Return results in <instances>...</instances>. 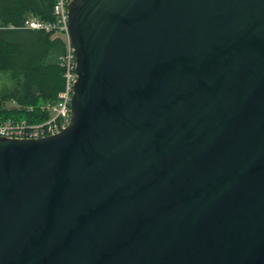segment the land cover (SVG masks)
Instances as JSON below:
<instances>
[{
	"label": "water",
	"instance_id": "obj_1",
	"mask_svg": "<svg viewBox=\"0 0 264 264\" xmlns=\"http://www.w3.org/2000/svg\"><path fill=\"white\" fill-rule=\"evenodd\" d=\"M72 121L0 137V264H264V0H72Z\"/></svg>",
	"mask_w": 264,
	"mask_h": 264
},
{
	"label": "trees",
	"instance_id": "obj_2",
	"mask_svg": "<svg viewBox=\"0 0 264 264\" xmlns=\"http://www.w3.org/2000/svg\"><path fill=\"white\" fill-rule=\"evenodd\" d=\"M55 0H0V122L41 123L64 88L59 58L61 38L46 30L25 29L29 18L55 20Z\"/></svg>",
	"mask_w": 264,
	"mask_h": 264
},
{
	"label": "built area",
	"instance_id": "obj_3",
	"mask_svg": "<svg viewBox=\"0 0 264 264\" xmlns=\"http://www.w3.org/2000/svg\"><path fill=\"white\" fill-rule=\"evenodd\" d=\"M72 0H55L53 22L45 23L37 18H29L22 26L25 29L46 30L53 34V38H61L66 43V50L59 58L64 68V88L59 92L57 100L49 104L47 109L50 117L41 123L27 121L0 122V137L11 139H41L58 135L71 124L72 98L78 79L75 49L69 34V5Z\"/></svg>",
	"mask_w": 264,
	"mask_h": 264
}]
</instances>
